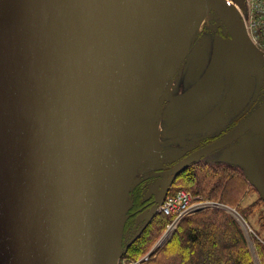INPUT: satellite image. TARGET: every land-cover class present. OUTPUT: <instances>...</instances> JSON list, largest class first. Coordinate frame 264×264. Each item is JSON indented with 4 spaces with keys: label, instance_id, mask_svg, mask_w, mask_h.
<instances>
[{
    "label": "water",
    "instance_id": "water-1",
    "mask_svg": "<svg viewBox=\"0 0 264 264\" xmlns=\"http://www.w3.org/2000/svg\"><path fill=\"white\" fill-rule=\"evenodd\" d=\"M210 13L234 49L228 103L243 69L263 73L264 53L223 0H0V264H118L133 155ZM221 81L219 61L203 86ZM263 119L264 102L224 142ZM159 142L155 134L150 149ZM243 169L264 198V159ZM223 209L241 224L257 264L248 225Z\"/></svg>",
    "mask_w": 264,
    "mask_h": 264
},
{
    "label": "flooded vegetation",
    "instance_id": "flooded-vegetation-1",
    "mask_svg": "<svg viewBox=\"0 0 264 264\" xmlns=\"http://www.w3.org/2000/svg\"><path fill=\"white\" fill-rule=\"evenodd\" d=\"M196 39L180 72L181 87L176 89V117L172 125L174 137L163 135L167 145L174 147L173 166H181L195 155L207 152L216 146L222 148L190 162L183 168L186 171L199 166L222 170L229 166L236 168L234 161H224V159L230 160L241 152L239 164L250 165L260 162L264 152V119L232 142H225L250 121L261 108L264 102V71L257 80H253L255 82L247 85L245 77L252 79V76L243 69L240 83L226 103L234 86L237 65L233 46L232 50L219 49V46L224 40H229L232 44L231 37L229 33L224 34L220 30L214 33H199ZM229 53L232 54L233 63L229 59ZM219 61L221 62V84L217 87L216 83L212 88L205 89L203 84L209 79ZM251 88L257 90L255 98L249 99L246 103L240 102V98ZM185 103L190 105L182 107ZM167 121L163 122L166 124ZM180 175L181 171L176 178L179 179ZM142 188L146 190L144 191L145 204L132 211L129 219L133 218L137 212L145 210L151 201L148 198L150 197L148 196L149 188ZM256 191L259 192L257 188Z\"/></svg>",
    "mask_w": 264,
    "mask_h": 264
},
{
    "label": "rangeland",
    "instance_id": "rangeland-1",
    "mask_svg": "<svg viewBox=\"0 0 264 264\" xmlns=\"http://www.w3.org/2000/svg\"><path fill=\"white\" fill-rule=\"evenodd\" d=\"M220 30L222 33L228 34L227 29L223 24L222 20L219 17H217L215 13H210L209 15L206 16V18L204 19L201 25V28L196 33L192 42V47L194 42L197 40L196 38L199 36V33H214V32H220ZM222 48L227 50H232L231 42L229 40L222 41L219 46V49ZM229 59L231 63H233V57L231 53H229ZM181 69H183V65L181 66ZM258 77L260 76L259 75L255 77L252 76V79H250L247 76L246 77L247 85L248 83L255 82L253 80H257ZM179 78H180V73L177 76H175L173 79H171V81L168 84L169 86L168 85L166 86V89L172 87L173 95L172 97L162 100L163 105L161 111L159 112L158 117L154 115L155 117L153 118V126L148 134L147 143L145 144L144 147L139 146L135 150V153L133 155V159H132L133 164L128 176L127 189H126V194L127 196L129 195V198L127 197V200L129 201L132 200L133 203H131L132 205L129 209L125 210V213L127 215L128 214L130 215L131 212L136 209L134 199H135V192L137 189L134 187L138 183H142V186L144 188L146 187L149 188L150 194L148 196L150 197L148 198L151 201L149 202V205L145 210H141L137 212L133 218H130L125 222L123 239H122V251L119 253L118 264H138L136 261H134V259L127 257L128 250L141 236L145 234L147 230L152 228L153 226L152 224L154 223V221H157L158 219L161 218V216L159 215L160 213H158V208L160 204L155 203L156 198L159 197L160 192L163 188H167L168 189V190L166 189L167 192L169 190L175 192L177 191L178 188H180L181 185L184 186V182L185 180H187L186 176L179 179L176 178L177 167L173 166L175 162L174 147L167 145V143L163 138L164 137L163 135H165V137H169V135L172 136V138L174 137L172 131V125L176 117L175 115L176 89H179L181 87ZM215 90L216 88H214V91ZM248 91L247 94H245L240 98L239 100L240 102L246 103L249 101V99L255 98L257 94V90L251 88ZM187 105L190 104L185 103L182 105V107H186ZM164 120H168L166 124L163 122ZM155 134L159 137L160 142H159V146L156 149L151 150L150 149L151 141L154 140ZM241 153H239V155L238 154L234 155V158L230 160L224 159V161L235 162L234 166L236 168L230 166L228 168L236 170L234 171L235 173L242 175L241 181L243 183L242 191L238 193V195L232 200H226L225 202H230V204L234 205L232 209H234L246 222V224L250 229L249 234L251 241L253 242L252 237H254L257 240H259L262 245H264V202L260 203V200L264 198L260 192L256 191V187L251 182V179H249V177L247 176L246 171L243 169V165L241 163L239 164V161L241 160L240 157ZM263 159H264V152L262 155V160ZM225 164L232 165L229 162H225ZM228 168H224L223 170H226ZM218 170L220 171L222 169L218 168ZM190 189L193 192V194L195 193L193 196L196 198H201V199L203 198L205 199L204 201H212L213 205L219 204L222 207L225 206L218 202L219 201L218 197L205 198V196L202 194L198 195V193L194 190V188L190 187ZM259 203L260 205L257 206V204ZM216 208L217 207H211L210 210ZM239 211L242 212L244 216L241 215ZM172 234L173 233H171L170 236L166 238V242L163 244V246L170 240ZM165 236H166V230L164 228V231L161 234V236L153 243V245L149 248L148 254L143 256L141 260L148 259L149 255L154 254L155 252L160 250L163 246L159 247V244ZM261 256L262 258H260L256 253L257 264H262L261 259L264 261L263 258L264 255L262 254ZM138 262H140V260Z\"/></svg>",
    "mask_w": 264,
    "mask_h": 264
},
{
    "label": "trees",
    "instance_id": "trees-1",
    "mask_svg": "<svg viewBox=\"0 0 264 264\" xmlns=\"http://www.w3.org/2000/svg\"><path fill=\"white\" fill-rule=\"evenodd\" d=\"M234 171L236 170L229 168L219 171L218 168L209 166L185 170L179 178L186 176L187 180L177 191L185 189L193 194L190 189L192 187L198 195L202 194L205 198L218 197L220 204L232 208L234 205L225 201L232 200L243 189L242 175ZM142 187V183L135 187L137 189L134 200L136 208L145 204L144 191L146 190ZM262 202L264 199L260 200V203ZM240 213L243 215L242 212ZM159 215L161 218L154 221L152 228L147 230L128 250L127 257L134 259L138 264H256L249 240L241 224L222 208L207 209L185 217L180 221L170 240L160 250L149 255L148 259L141 260L161 236L164 228L166 230L175 219V216ZM252 239L257 255L262 258L264 245L256 238L252 237ZM261 263L264 264L262 259Z\"/></svg>",
    "mask_w": 264,
    "mask_h": 264
},
{
    "label": "built area",
    "instance_id": "built-area-1",
    "mask_svg": "<svg viewBox=\"0 0 264 264\" xmlns=\"http://www.w3.org/2000/svg\"><path fill=\"white\" fill-rule=\"evenodd\" d=\"M223 1L235 5L242 15L248 35L253 43L264 52V0H243L245 10H242L233 0ZM204 200L194 197L185 189L168 195L159 208L161 214L175 216L173 222L167 226L166 235L173 232L185 217L210 209L213 202Z\"/></svg>",
    "mask_w": 264,
    "mask_h": 264
},
{
    "label": "bare ground",
    "instance_id": "bare-ground-1",
    "mask_svg": "<svg viewBox=\"0 0 264 264\" xmlns=\"http://www.w3.org/2000/svg\"><path fill=\"white\" fill-rule=\"evenodd\" d=\"M229 5H231V6H233V7H235V5H233V4H229ZM236 8V7H235ZM237 9V8H236ZM238 10V9H237ZM239 11V10H238ZM240 13V12H239ZM240 15H241V13H240ZM206 18V17H205ZM204 18V19H205ZM204 19L202 20V22L200 23V25H199V27H198V31H199V29L201 28V25H202V23H203V21H204ZM241 19H242V15H241ZM242 22H243V24H244V21H243V19H242ZM244 28H245V24H244ZM245 31H246V28H245ZM246 33H247V31H246ZM247 36L249 37V39H250V41L253 43V41H252V39L250 38V36L248 35V33H247ZM254 44V43H253ZM255 45V44H254ZM189 56V55H188ZM188 56L186 57V59L188 58ZM186 59H185V61H186ZM185 63V62H184ZM184 63L182 64V65H184ZM181 65V66H182ZM181 66H180V68L175 72V74L171 77V79H173L175 76H177L179 73H180V69H181ZM182 70V69H181ZM162 93V94H161ZM161 98L162 99H167V97H172V95H173V90H172V87H170L169 89H166V88H163L162 89V91H161ZM212 207H217V208H222L223 209V207H220V206H218V205H212Z\"/></svg>",
    "mask_w": 264,
    "mask_h": 264
}]
</instances>
